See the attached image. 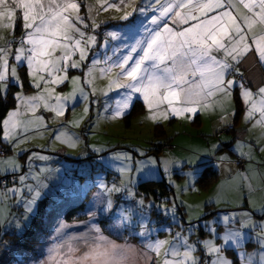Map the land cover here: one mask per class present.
I'll return each mask as SVG.
<instances>
[{"label":"snow or ice","instance_id":"obj_1","mask_svg":"<svg viewBox=\"0 0 264 264\" xmlns=\"http://www.w3.org/2000/svg\"><path fill=\"white\" fill-rule=\"evenodd\" d=\"M81 2L48 0L45 5L43 0H0V21L5 17L10 21V24L3 26H10L14 32L15 21L20 19L23 29V35L17 41L19 47L11 48V41L6 46H0V100L7 101L10 84L17 88L12 93L16 108L9 109L5 117L0 119V153H14L13 156H0V177H13L11 187L0 180V199H6L8 193H13L18 201H23L24 206L21 219L7 221L6 216L0 213V227L12 223L21 237L25 224L38 213L39 202L49 187L45 180L53 171L46 166L37 168L34 164L36 160H49V156L20 147V144L29 139L28 125L33 123L31 118L19 119L21 107L34 111L38 102L44 100V109L54 111L57 117L64 115L68 107L65 101L69 97H53L50 94L42 96L40 90L48 93L49 83L59 86L69 79L83 81V76L69 77L67 73L70 70H79L86 76L92 71V67L102 62L120 69L117 78L112 81L116 85L118 98H114L113 103L104 105L105 111L112 112L114 117L126 114L134 106L136 94L143 96L149 110H153L155 102L157 105H164L173 117L181 113L198 115L199 109L190 105L201 103L200 98L206 99L219 94L221 97L232 98L233 116L237 97L245 105V119L249 123H252L254 114L259 112L260 118L255 120L253 127L260 125L264 128V79L253 91L251 85L254 81L248 78L246 84L242 69L250 57L264 66V0H141L140 6H133L132 11H125L118 17L122 22L130 21L135 14L143 18L139 21V29L134 25L128 26L131 30L130 38L134 40L132 43L124 41L120 31L111 30L119 27L118 25L95 23L89 17L80 15ZM134 2L135 0H127L128 6H132ZM104 4L107 8H119L125 5V0H119V3L104 0ZM17 12L21 13L20 16H17ZM101 26L107 30L102 37H98L94 33ZM88 29L93 34H89ZM138 31L140 34L137 38ZM100 39L103 40L100 47L105 49L103 61L100 53L93 52ZM109 41L119 42L117 46L111 47V54L108 52ZM76 56L79 59H73ZM11 60L16 63L10 64ZM21 66L26 69L28 87L37 90L35 94L20 91L25 87L18 72ZM34 71L36 75L33 74ZM100 71L104 72L106 69L101 68ZM120 78L124 79L123 83ZM120 90H125L122 96H119ZM90 95L82 87L78 94L71 97L72 106L89 99ZM256 96L259 97V108L254 99ZM52 100L55 101L54 104L50 103ZM92 103H99V100L90 101L89 109L85 111L90 110ZM177 104L184 106L177 107ZM35 119L40 123L44 121V116L38 115ZM261 136L264 137V131ZM53 137L55 140L61 139L56 130H53ZM64 142L74 144L75 140L68 137ZM259 150L264 151V144ZM24 153L29 154L21 164L19 156ZM240 155L243 156V153ZM113 158L123 162L117 169L121 175L120 186L113 183L108 187L103 181L100 182L99 187L107 198L101 202L98 210L86 212L88 221L81 223L90 224L88 232L79 236H67L65 239V230L72 225L60 220L54 228L53 243L48 248L46 257L39 260L38 264H120L126 246L117 245L104 237L98 225L92 222L99 214L108 213L114 208L111 199L113 193L118 195L127 192L128 196L133 195L127 188L132 183V178L123 177L124 173L132 172V156L115 153ZM134 163L136 173H143L146 181L157 175L152 169L145 173L148 165L157 164L156 159L149 157L147 161L139 160ZM182 163L189 169L187 176L195 178L201 173L200 165L203 161L200 155L184 158ZM245 171L250 172L251 167L246 166ZM243 179L241 177V181ZM238 187L243 189L245 185L240 183ZM248 187L251 188L250 185ZM248 195L242 192L240 208H233L219 217V225L224 229L222 234L217 227V218L205 221L203 217L206 214L201 213L195 223L190 217L181 218L188 225L187 234L180 231L171 240H148L144 245L145 249L158 253L162 247L167 246L162 264H254V257L257 256L259 264H264V202L253 206ZM245 202L249 204L248 208L243 207ZM137 203L149 210L157 207L162 215L171 213L175 221L178 212L175 204L168 208L165 205H145L143 199ZM128 220V216L122 214L120 226H126ZM143 229L141 236L150 234L151 229L147 225H143ZM193 229L206 230L208 235L201 241ZM193 234L197 235L196 241H191ZM217 239L221 244L214 242ZM249 243L256 245L252 252L247 251ZM3 246L8 247L6 243ZM229 251L233 253L232 256L228 255ZM197 252L200 255H196ZM16 264L22 262L17 261ZM148 264L161 262L153 255L149 257Z\"/></svg>","mask_w":264,"mask_h":264},{"label":"rangeland","instance_id":"obj_2","mask_svg":"<svg viewBox=\"0 0 264 264\" xmlns=\"http://www.w3.org/2000/svg\"><path fill=\"white\" fill-rule=\"evenodd\" d=\"M43 2L47 5L48 0H43ZM57 2H62V0H57ZM113 2L119 3V0H113ZM140 5L141 0H135L132 6H128L127 0H125V5L119 8H107L104 0H82L80 15L89 17L95 23L107 22L109 26L118 25L119 27L111 30L120 31L124 41L132 43L134 40L130 38L131 30L128 26L134 25L135 28L139 29V21L143 18L135 14L134 17L130 18V21L122 22L118 17L123 15L125 11H132L133 6ZM20 14L17 12V16ZM4 24H10L7 17L0 21V46H6L7 42L11 41V48L19 47L17 41L23 35L22 21L16 19L14 32L10 26L4 27ZM106 30L104 26H101L94 34L102 37ZM88 33L93 34L91 29H88ZM139 34V31L136 32L137 38ZM102 43V39L98 40L96 48L93 49V52L100 53L101 61L104 59L103 53L105 52V49L100 47ZM118 43L109 41V54H111V47L117 46ZM73 59H79V57L76 56ZM14 63H16L14 60L10 61V64ZM33 67L35 69V65ZM101 68L106 69V71L101 72ZM25 71L23 66L18 69L19 76L24 80L25 85L20 91L35 94L37 90L28 87ZM119 71L118 67H109L108 63L102 62L92 67V71L88 72L86 76L79 70H70L67 73L69 77L79 78L83 76V81L81 79H69L59 86L49 83L47 85L50 90L48 93L41 89L40 94L42 96L50 94L53 97L56 95L69 97V100L65 101L68 107L65 114L58 117L55 116L54 111L43 108L44 100L38 102L34 111L25 110L21 107L19 119L31 118L33 123L28 125L30 129L29 139L20 144V147L49 156V160H36L34 164L37 168L46 166L53 169L45 180L49 185L45 190V196L51 198L47 213L51 214L58 211L61 218L64 217L63 211L69 205L79 203L87 191L94 185L99 186L101 181L108 187H111L113 183L120 186L121 175L118 174L117 169L122 166L123 162L117 161L113 157L115 153L130 154L133 158V169L131 173H124L123 177L124 179L132 178V183L127 185V188L131 190L133 195L128 196L127 192H121L118 195L113 193L111 199L114 202V208L108 213L99 214L92 222L98 225L104 237L117 245L126 246L125 255L120 258V264H148L149 257L153 255H156L157 260L162 264L167 246L162 247L158 253H154L147 251L144 245L148 240H171L176 232L185 231L187 234L188 225L184 224L181 218L188 219L190 217L195 223L201 213L206 214L203 217L205 221H210L216 217L218 230L222 234L224 229L219 225V217H222L226 211L240 208L242 192L249 194L248 199L253 202V206H258L264 202V151L259 150L260 146L264 144V137L261 136L264 128L260 125L253 127L255 120L260 118L259 112L254 114L252 123L245 119L246 108L244 105L245 109L239 118L238 126L232 132L222 131L226 126L234 124L235 115L233 116L232 100L230 103L231 112L226 113L222 110L228 104L229 99L226 103H219L222 98L219 94L206 99L200 98L201 103L190 105L199 109L198 115L181 113L175 117L171 115L170 111H166L164 105H157L155 102L153 110H149L143 96L136 94L134 104L139 99L143 106H139L135 112L131 113L132 106L126 114L114 117L112 112L105 111L104 105L113 103L114 98H118L115 91L116 85L112 81L117 78ZM33 74L36 75L35 71ZM36 78L38 79V76ZM120 82L123 83L124 79L120 78ZM82 87L91 94L89 99L76 102L72 106L71 97L78 94ZM16 91L15 85L10 84L8 97L12 98V93ZM123 91L125 90H120L119 96L123 95ZM106 93L108 94L107 97L105 96ZM92 100H99V103H92L90 110L85 111L89 109ZM256 101L257 108H259V98ZM50 103L54 104L55 101L52 100ZM16 106V102L13 100L10 109H14ZM176 106L182 107L184 105L177 104ZM38 115L44 116L43 122H36L35 118ZM53 130H56L57 135H61L60 140L54 139ZM234 133H237L236 138H234ZM68 137H72L75 143H65L64 141ZM241 153L243 156L240 155ZM28 154H21L19 163L23 164ZM13 155L14 153L10 151L0 156ZM196 155H200L203 161L200 165L201 173L206 163L213 164V170L218 173L216 181L209 188L198 183L201 173L195 178L186 175L189 169L182 161L184 158H191ZM149 157L156 159L157 164L148 165L145 168V173L152 169L157 175L151 179H164L173 189L170 194L163 195L161 198L160 196L155 198L154 195L147 198L144 194L137 193L138 183L145 179L143 173L139 175L136 173L134 162L147 161ZM238 157L244 158V168L240 167ZM246 166L251 167L250 172L245 171ZM241 177H244L243 181H241ZM240 183L245 185L243 189L238 187ZM249 185L251 186L250 189ZM140 199L144 200L145 205H165L171 208L175 204L178 209L175 221L172 219L171 213L162 215L157 207H152L151 210L142 207L137 203ZM243 207L248 208L249 204L245 202ZM9 212L11 215H7ZM0 213L6 216L7 221L21 219L24 215L23 201H18L13 193H8L6 199H0ZM207 213H212V215H207ZM122 214L129 218L127 225L124 226L126 235H138L143 239L142 244L132 240H117L104 232L101 218L107 219L104 222L106 224L104 229L114 233L120 230L118 221H120ZM60 220L63 219L55 221L51 235L43 238V246L27 252L20 250V247L11 245L10 240L4 239L9 236H6L7 232L18 233L12 223H6L0 227V234L3 235L1 240L3 243H0V264H16L17 261H21L22 264H38L39 260L46 257L47 250L51 247L55 236L54 228ZM21 223H24L23 220ZM71 225L65 230V239L67 236H79L87 232L84 227H81L83 223ZM143 225H147L151 229L147 236L140 235V232L144 230ZM193 232L198 233L201 241L208 235L207 231L202 234V230L198 229H193ZM196 240L197 235L193 234L191 241ZM214 242L221 244L219 239ZM5 243L8 245L7 248L3 246ZM255 248L254 243H249L247 251L252 252ZM196 255H200V253L197 252ZM228 255L232 256L233 253L229 251ZM168 258L171 259V257ZM254 264H259L258 256L254 257Z\"/></svg>","mask_w":264,"mask_h":264},{"label":"trees","instance_id":"obj_3","mask_svg":"<svg viewBox=\"0 0 264 264\" xmlns=\"http://www.w3.org/2000/svg\"><path fill=\"white\" fill-rule=\"evenodd\" d=\"M245 76V75H244ZM239 79V77H238ZM245 82V81H244ZM13 104V100L11 97L7 98V101L0 100V119H3L5 117L6 112L10 109L11 105ZM143 106L141 100H137L134 104L131 113L135 112V110L138 109V107ZM235 117H234V124L231 126H226L222 131L224 132H232L234 128H236L239 124V118L243 114L244 111V104L241 102L240 98L237 97L235 99ZM238 119V120H237ZM236 124V125H235ZM237 133H234V138H236ZM8 152H4L9 153ZM1 154L0 155H5ZM243 162V165H242ZM238 163L240 164L241 168L245 167V161L244 158L238 157ZM206 166L204 167L202 173L199 175L198 183L202 185H206V187H211L213 183L216 181L217 171L213 170V164L206 163ZM0 180H3L7 183V186L9 187L12 185L13 177L11 175L0 177ZM2 187V186H0ZM137 193L140 195L146 196L147 198L151 195H154L155 198H160L163 195L170 194L173 189L171 186H169L164 179H151V180H143L140 181L137 185ZM107 197L104 193H102L100 187L98 185L92 186L86 193L85 197L76 204L69 205L63 212L64 217L61 218L60 215H58V211L48 214L47 208L49 207L51 203V198L49 196H44L43 199L39 202L38 207V213L35 214L31 221L26 224L24 234L21 237L17 232H7L4 239L10 240L9 243L13 245L14 247H20L23 252L35 250L37 247H41L44 244L43 238L52 233L53 225L55 224V221L58 219H63L65 223L69 224H80L81 222H87L88 216L86 215V212L89 210L96 211L101 205V202L105 200ZM106 218H101V222L103 221V230L106 234L111 236L114 239L117 240H132L136 243L142 244L143 239L140 238L138 235H126L125 227L120 226V230L114 233H110L105 228L106 224L104 223ZM57 222V221H56ZM120 223V221H118ZM52 224V226H51ZM82 224V223H81ZM105 224V225H104ZM81 227H84L85 231L88 232V229L90 227V224L83 223ZM206 231L202 230V234H205ZM2 234H0V241L3 239Z\"/></svg>","mask_w":264,"mask_h":264},{"label":"crops","instance_id":"obj_4","mask_svg":"<svg viewBox=\"0 0 264 264\" xmlns=\"http://www.w3.org/2000/svg\"><path fill=\"white\" fill-rule=\"evenodd\" d=\"M242 69L244 71V75H245V80H246V84L248 83V78H250L252 81H254V84L251 85L253 91H255L256 86L259 85L262 81V79H264V66L260 65L258 62H256L252 57H250V59L248 61H245L244 65L242 66ZM259 97L256 96L254 99L257 100ZM228 100V104L226 105V107L222 110H224V112H231V97L225 98L222 97L221 100L219 101V103H226V101ZM233 103V102H232Z\"/></svg>","mask_w":264,"mask_h":264},{"label":"clouds","instance_id":"obj_5","mask_svg":"<svg viewBox=\"0 0 264 264\" xmlns=\"http://www.w3.org/2000/svg\"><path fill=\"white\" fill-rule=\"evenodd\" d=\"M1 154H5V153H1Z\"/></svg>","mask_w":264,"mask_h":264},{"label":"built area","instance_id":"obj_6","mask_svg":"<svg viewBox=\"0 0 264 264\" xmlns=\"http://www.w3.org/2000/svg\"><path fill=\"white\" fill-rule=\"evenodd\" d=\"M242 165H243V162H242Z\"/></svg>","mask_w":264,"mask_h":264}]
</instances>
